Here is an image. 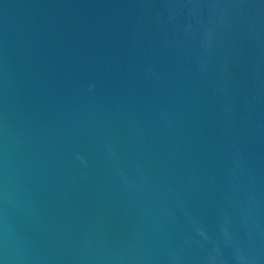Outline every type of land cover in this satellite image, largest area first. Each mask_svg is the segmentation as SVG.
<instances>
[{
    "label": "water",
    "instance_id": "obj_1",
    "mask_svg": "<svg viewBox=\"0 0 264 264\" xmlns=\"http://www.w3.org/2000/svg\"><path fill=\"white\" fill-rule=\"evenodd\" d=\"M0 264H264V0H0Z\"/></svg>",
    "mask_w": 264,
    "mask_h": 264
}]
</instances>
